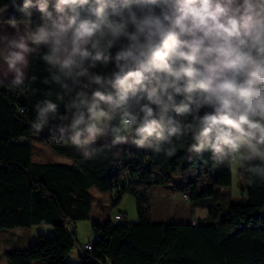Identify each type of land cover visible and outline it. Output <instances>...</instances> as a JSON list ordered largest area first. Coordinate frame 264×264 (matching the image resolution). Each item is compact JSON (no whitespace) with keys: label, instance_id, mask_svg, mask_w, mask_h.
Masks as SVG:
<instances>
[{"label":"clouds","instance_id":"9594fccd","mask_svg":"<svg viewBox=\"0 0 264 264\" xmlns=\"http://www.w3.org/2000/svg\"><path fill=\"white\" fill-rule=\"evenodd\" d=\"M17 10L24 23L0 25V86L11 76L20 88L39 55L64 109L39 102L36 133L57 117L85 159L101 137L167 155L183 141L238 163L249 183L264 177V0H23Z\"/></svg>","mask_w":264,"mask_h":264},{"label":"trees","instance_id":"16d2710c","mask_svg":"<svg viewBox=\"0 0 264 264\" xmlns=\"http://www.w3.org/2000/svg\"><path fill=\"white\" fill-rule=\"evenodd\" d=\"M22 2L13 6V0H0V23H24L17 10ZM45 78H50L48 66L32 55L29 78L20 88H9V81L0 86V245L6 230L41 225L54 230L27 249L6 251L9 264H69L76 225L92 214L94 189L111 193L113 208L133 195L139 220L94 223L97 239L89 242L92 250L82 249V264H264V177H251L249 183L251 174L239 167L248 194V203L241 205L231 202V168L214 172L220 164L211 154L188 153L183 141L167 155L131 140L115 146L97 140L95 154L85 159L66 134L61 139L57 117L39 133L31 127L35 106L45 99L64 111L59 87L44 84ZM34 142L47 144L67 161L34 162ZM156 186L187 196L192 209H206L208 216L195 224L154 223L150 191Z\"/></svg>","mask_w":264,"mask_h":264},{"label":"rangeland","instance_id":"374dc122","mask_svg":"<svg viewBox=\"0 0 264 264\" xmlns=\"http://www.w3.org/2000/svg\"><path fill=\"white\" fill-rule=\"evenodd\" d=\"M3 24V23H0ZM98 140H103L104 142L110 141L109 138L101 137ZM33 160L36 163H61L67 161V159L55 154L47 144L34 142L33 143ZM225 168H231L233 175V184L230 188L231 202L234 204L245 205L248 203V194L243 188V180L239 174V165L236 162L224 163L217 165L214 168V172L221 171ZM95 196V204L99 197L105 198L104 202V212L98 216L97 212L94 213L93 217L90 216L89 220L80 221L76 225L77 242L69 254L67 261L69 264H82L80 259V254L83 253L82 245L93 242L95 240V231L93 229V221H98L103 223L108 219H113L118 213H122V222H136L139 220V215L137 212V202L136 198L131 194H126L119 204L118 207L113 208L111 205V193H100L98 190H92ZM151 196V220L154 223L158 222H170V223H185L184 206L185 203L181 200L180 193L176 192L172 188L167 186H156L150 191ZM194 217L196 219H204L208 216V211L206 209L193 208ZM189 218H192L191 211H187ZM191 216V217H190ZM51 228L52 227H48ZM29 230V229H20ZM72 230V229H70ZM48 237V236H47ZM17 247V246H16Z\"/></svg>","mask_w":264,"mask_h":264},{"label":"crops","instance_id":"0c3cea01","mask_svg":"<svg viewBox=\"0 0 264 264\" xmlns=\"http://www.w3.org/2000/svg\"><path fill=\"white\" fill-rule=\"evenodd\" d=\"M9 23H3L0 25H3V27H6V25H8ZM8 31H12L11 28H7ZM27 76L29 78V67L27 69ZM11 80V76L8 77L7 81ZM27 80V79H26ZM170 188V187H169ZM181 195V200L183 203H185L184 208V212L182 214H184V218H185V222L186 223H193L195 224L199 219H196L193 215V211H192V207H191V203L188 200V198H186L187 196H184L182 194ZM105 198L103 197H99L96 201L95 204V199H94V203H93V210H92V214L91 217H93L94 213L97 212L98 216L101 215V212L105 213L104 209V200ZM187 211H191V216L192 218H189V216L187 215L188 212ZM190 216V217H191ZM94 223H99L98 221H93ZM49 226H34L29 230H20V229H16V230H6L3 231L1 234V245H0V264H9L8 260L5 257V252L9 251V250H13V249H27L30 246H32L35 242H37L39 236H50L54 234V230L53 228H48ZM87 244V243H86ZM17 246V247H16Z\"/></svg>","mask_w":264,"mask_h":264},{"label":"built area","instance_id":"2783aa9c","mask_svg":"<svg viewBox=\"0 0 264 264\" xmlns=\"http://www.w3.org/2000/svg\"><path fill=\"white\" fill-rule=\"evenodd\" d=\"M21 112H23V111H21ZM187 198V197H186ZM114 219L116 220V221H122L123 220V215H122V213H118V214H116L115 216H114ZM95 238L97 239V234L95 233ZM89 244L90 243H87V244H84V245H82V249L83 250H85V251H89Z\"/></svg>","mask_w":264,"mask_h":264},{"label":"bare ground","instance_id":"6f19581e","mask_svg":"<svg viewBox=\"0 0 264 264\" xmlns=\"http://www.w3.org/2000/svg\"><path fill=\"white\" fill-rule=\"evenodd\" d=\"M89 250H92V246H91V244H89Z\"/></svg>","mask_w":264,"mask_h":264}]
</instances>
